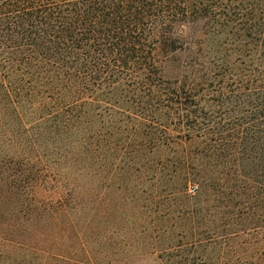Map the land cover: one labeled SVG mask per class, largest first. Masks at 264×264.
<instances>
[{
    "label": "trees",
    "instance_id": "obj_1",
    "mask_svg": "<svg viewBox=\"0 0 264 264\" xmlns=\"http://www.w3.org/2000/svg\"><path fill=\"white\" fill-rule=\"evenodd\" d=\"M147 256L264 264V0H0V264Z\"/></svg>",
    "mask_w": 264,
    "mask_h": 264
},
{
    "label": "rangeland",
    "instance_id": "obj_2",
    "mask_svg": "<svg viewBox=\"0 0 264 264\" xmlns=\"http://www.w3.org/2000/svg\"><path fill=\"white\" fill-rule=\"evenodd\" d=\"M145 262H152V258H150V257H146V258H143L142 260L140 259V260H132V261H130L128 264H142V263H145Z\"/></svg>",
    "mask_w": 264,
    "mask_h": 264
},
{
    "label": "built area",
    "instance_id": "obj_3",
    "mask_svg": "<svg viewBox=\"0 0 264 264\" xmlns=\"http://www.w3.org/2000/svg\"><path fill=\"white\" fill-rule=\"evenodd\" d=\"M187 191L189 194L193 195L197 191V186L196 185H189Z\"/></svg>",
    "mask_w": 264,
    "mask_h": 264
}]
</instances>
